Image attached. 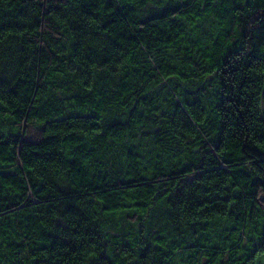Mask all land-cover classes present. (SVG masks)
<instances>
[{"label":"trees","instance_id":"trees-1","mask_svg":"<svg viewBox=\"0 0 264 264\" xmlns=\"http://www.w3.org/2000/svg\"><path fill=\"white\" fill-rule=\"evenodd\" d=\"M263 253L264 0H0V264Z\"/></svg>","mask_w":264,"mask_h":264},{"label":"rangeland","instance_id":"rangeland-1","mask_svg":"<svg viewBox=\"0 0 264 264\" xmlns=\"http://www.w3.org/2000/svg\"><path fill=\"white\" fill-rule=\"evenodd\" d=\"M26 138L37 139L38 138V129L29 127L26 132ZM264 253L258 257L257 260L263 259ZM264 260V259H263Z\"/></svg>","mask_w":264,"mask_h":264}]
</instances>
